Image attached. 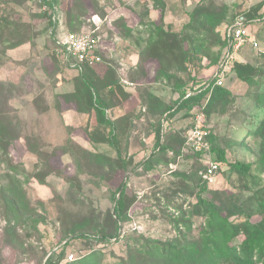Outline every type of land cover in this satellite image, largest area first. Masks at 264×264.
Wrapping results in <instances>:
<instances>
[{
    "label": "rangeland",
    "instance_id": "obj_1",
    "mask_svg": "<svg viewBox=\"0 0 264 264\" xmlns=\"http://www.w3.org/2000/svg\"><path fill=\"white\" fill-rule=\"evenodd\" d=\"M162 1V22L154 0H60L56 6V33L95 29L99 36L102 61L90 66L89 76L106 103V117L116 122V142L111 144L101 140L110 128L98 123L94 111H80L74 98L64 96L74 91L79 74L50 53L48 19L38 0H0V32L4 33L0 39L5 44L23 40L5 52L0 45V120L19 134L9 146L12 160L26 175L38 167L46 173L45 183L31 177L25 184L43 221L38 233L23 237V247L4 241L0 216V264H36L43 251L55 249L60 237L76 225L112 230L105 221L109 222L113 195L121 182L131 202L128 219L122 223L119 240L103 248L104 262L123 256L127 243L138 247L137 238L175 239L180 235L175 220L182 214L194 227L186 233L187 241L198 238L202 217L187 212L201 185L213 191V200L231 219H260L252 188L255 183L264 186V172L252 164L249 174L239 175L228 162L253 163L258 154L260 138L253 133L252 123L264 114L255 101L262 88L256 83L264 69V17L260 18L264 0ZM238 13L260 18L248 25L258 47L247 43L237 54L238 60L256 66L257 71L249 80H241L231 68L224 84L229 93L210 106L208 115L204 112L213 145L224 150L227 162L205 178L203 160L187 145L153 153L146 160L155 144L159 118L150 94L175 104L179 76L187 78L189 70L198 79L210 76L222 46L221 26L212 27L209 17ZM75 16L70 28L69 19ZM155 25L162 27L164 37ZM198 39L204 43L195 53ZM180 51H185L184 59ZM162 59L176 73L173 77L162 75ZM176 65L185 67L178 71ZM191 122L192 117L179 111L164 128L168 134L181 135ZM3 169L0 166V173ZM94 246L79 241L71 245L83 254L95 250Z\"/></svg>",
    "mask_w": 264,
    "mask_h": 264
},
{
    "label": "trees",
    "instance_id": "obj_2",
    "mask_svg": "<svg viewBox=\"0 0 264 264\" xmlns=\"http://www.w3.org/2000/svg\"><path fill=\"white\" fill-rule=\"evenodd\" d=\"M59 1L51 0L49 2V6L56 15L55 19H52L51 14L43 13V16L45 15L48 19L47 37L50 42V53L57 60H59L58 57L51 50L54 46V37L59 24L56 12V6L59 5ZM154 4L159 12V20L162 22L164 17V2L162 0H154ZM238 14H234L229 18H225V14L209 17L211 20H208V22L212 27L221 26L218 31V39L221 46L223 45V29ZM244 14L248 19L259 17L254 14ZM77 17L69 19L70 28L74 27L73 21ZM2 23H6V21ZM198 23L200 25L203 24L202 20ZM3 25L6 27V24ZM155 29L157 32L164 34L163 37L165 36L166 33L160 25H155ZM69 31L79 30L71 29ZM3 35L4 33L0 32V38ZM0 40L2 52L16 47L23 42V40H18L15 44H5L3 39ZM197 43V47L194 49L195 53L200 52L204 40L198 39ZM168 51H172L171 46L168 48ZM184 53L185 51H180L183 59L185 58ZM197 59L200 61L201 56L199 55ZM162 62V75L168 78L173 77L176 73L170 72L169 64L166 66L165 61L163 60ZM176 67L184 68L185 66L176 65ZM90 70L91 68L88 65H83L81 70H76L79 74L76 87L74 91L64 94V96L71 99L74 98L80 111L93 110L98 123L110 128L107 131V135L103 136L101 140L113 144L116 142V136L114 135L116 122L106 117V103L98 94V87L95 81L89 76ZM177 70L181 71L179 68ZM231 70H233L237 78L249 80L257 71V67L240 60L233 63ZM261 72V78L256 84L262 88L258 90L255 101L264 110V69ZM186 74L187 78L185 79H182L180 76L177 78L175 85L179 91V96L175 104L165 103L159 97L150 94V100L156 102V114H158L159 118L157 120L155 144L146 160H149L153 153L156 154L164 152L166 149L180 148L185 145L184 133L186 129L183 130L181 135L179 132L168 134L164 128V121L179 111H184L185 115H189L192 119L199 111H206V115H208L210 106L229 93V90L224 88V86H214L212 88L200 86L194 90L193 94L185 96V87L190 82L193 84L201 82V79L197 78L195 72L192 73L189 70ZM252 124L253 133L260 138L256 160L253 163L239 160L228 162L230 169L237 171L239 175L249 174L252 164H255L257 170L264 172V114ZM18 136V131L15 132V129L5 127L0 120V166L4 168L0 173V216L4 221V241L23 247V237L31 236L32 232L38 233V224L43 221V218L38 216L37 210L27 194L25 184L31 177L41 184L45 183L46 173L38 167L33 174L26 175L20 163L12 160L9 146ZM207 139L210 143V151L213 156L222 163L227 162L224 150L213 145L211 130ZM191 153L199 156L198 152L191 150ZM119 154L120 151L118 149ZM203 168L204 164L202 165ZM252 190L253 198L257 201L256 212L260 214V219L256 222H252L245 217L241 220L231 219V215L222 210L213 200V191L207 189L205 185H201L199 192L196 194V202L189 206L187 212L191 217H202L201 223L198 224V228H200V236L198 238L187 241L186 233L192 231L194 227L193 222L182 214L175 220V227L180 234L175 239L141 238L140 240L137 238L136 243H139L138 247L135 244L131 245L127 243L123 256H117L112 260L104 262L101 259L103 248H108L110 244L116 243L119 240L122 223L128 219L127 209L131 202L126 195L125 183L121 182L113 195L114 202L113 208L109 213V222L108 220L105 221V224H109L112 230L107 231L104 227L97 226L92 230H88V228H84L82 225L73 226L60 237L55 249L51 248L48 251H43V254L38 257L36 264H264V186L255 183ZM201 192H206V195L202 196ZM180 224L182 228L179 226ZM76 241L85 243V245L88 244V246L91 243H95L97 248L93 251L88 249L87 253H82L81 255L77 249L71 247ZM70 251H75L77 258L72 261H65V257Z\"/></svg>",
    "mask_w": 264,
    "mask_h": 264
},
{
    "label": "built area",
    "instance_id": "obj_3",
    "mask_svg": "<svg viewBox=\"0 0 264 264\" xmlns=\"http://www.w3.org/2000/svg\"><path fill=\"white\" fill-rule=\"evenodd\" d=\"M30 1L34 2L35 0ZM50 1L38 0L41 11L51 14L52 19H55L56 15L49 6ZM263 17L264 14L260 18L263 19ZM260 18L248 19L244 13H240L233 18L223 29L222 51L216 69L210 76L201 79L200 83L193 84L190 82L185 87V96L193 94L194 90L200 86L209 88L224 86L233 63L240 61L237 59L239 50L247 43H250L253 47H258L257 40L248 31V25ZM59 31L55 34L54 46L51 51L64 65L75 70H81L83 65L92 66L101 63L99 36L96 34L95 29L82 31H64L61 29ZM167 123L168 120L164 121V125H167ZM209 132L206 116L203 111H199L194 115L191 125L184 133L185 145L189 146L192 151L198 152L199 157L204 162L201 174L205 178H209L221 170L223 165L210 151V143L207 139ZM95 247L97 246L95 245L93 248ZM78 253L82 255L79 251ZM76 258L77 254L70 252L66 255L65 261H72Z\"/></svg>",
    "mask_w": 264,
    "mask_h": 264
},
{
    "label": "crops",
    "instance_id": "obj_4",
    "mask_svg": "<svg viewBox=\"0 0 264 264\" xmlns=\"http://www.w3.org/2000/svg\"><path fill=\"white\" fill-rule=\"evenodd\" d=\"M61 30V29H60ZM58 32V31H57Z\"/></svg>",
    "mask_w": 264,
    "mask_h": 264
}]
</instances>
